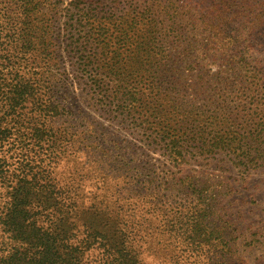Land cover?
<instances>
[{
  "label": "rangeland",
  "instance_id": "374dc122",
  "mask_svg": "<svg viewBox=\"0 0 264 264\" xmlns=\"http://www.w3.org/2000/svg\"><path fill=\"white\" fill-rule=\"evenodd\" d=\"M51 1L58 2L56 24L63 49L51 78L55 86L43 90L42 101L48 98L49 106L43 107L60 112L43 120L48 125L51 119V131L41 139L25 129L22 139L29 143V153L16 148L22 139L14 134L15 145L3 147L5 155L23 150L42 161L68 184L80 186L85 205L106 198L104 205L115 211L120 203L125 211L132 207L133 217L121 216L139 233L141 264H264V0H163L172 13L180 14L184 33L193 31L200 44L216 43L203 55L210 74L230 73L228 89L215 88L219 77L202 75L197 77L199 91H191L196 93L197 122L212 123V134L206 135L219 133L229 147L206 154L191 150L180 169L170 168L163 150L145 140L132 121L117 117L113 106L98 100L79 69L74 42L85 29L71 25L73 0ZM188 12L194 14L191 20ZM104 15L101 30L117 24ZM224 45L227 51H219ZM32 54H27L31 60ZM138 77L133 85L146 96L147 76ZM27 106L30 118L33 104ZM175 172L183 181L172 180ZM203 207L206 211L199 213ZM87 259L89 264L104 262L99 249Z\"/></svg>",
  "mask_w": 264,
  "mask_h": 264
},
{
  "label": "trees",
  "instance_id": "16d2710c",
  "mask_svg": "<svg viewBox=\"0 0 264 264\" xmlns=\"http://www.w3.org/2000/svg\"><path fill=\"white\" fill-rule=\"evenodd\" d=\"M57 3L0 0V264H89V252L95 249L101 250L103 264H141L139 233L121 216H134L128 203L126 211L122 203L118 211L104 205L106 198L85 205L80 186L68 184L23 152L29 145L22 139L25 129L41 139L51 131V119L48 125L43 120L60 112L43 107L49 106L48 98L42 101L43 90L55 86L51 78L63 49ZM70 5L76 10L71 25L85 29L74 44L79 69L87 74L93 92L101 103L115 108L117 117L132 121L145 140L159 146L170 168L180 169L194 149L200 154L226 151L228 139L219 133L207 136L212 123L195 119L193 94L202 86L197 77L217 76L215 88L230 86L229 71L211 75L203 63V55L216 43L200 44L193 31L184 33L180 14L172 13L163 0H73ZM81 12L83 17L76 18ZM101 13L117 24L101 30ZM193 16L188 12L187 19ZM167 21L173 23L165 26ZM28 53H33L32 60ZM140 75L147 76L146 96L133 85ZM30 103L34 114L29 118L25 110ZM14 134L22 139L15 147L23 150L5 155L3 147L15 145ZM176 173L172 180L183 181ZM192 191L198 193L194 183Z\"/></svg>",
  "mask_w": 264,
  "mask_h": 264
}]
</instances>
